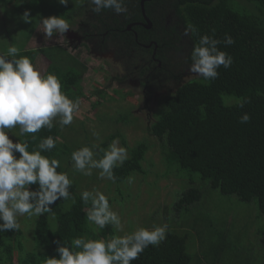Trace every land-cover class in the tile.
Wrapping results in <instances>:
<instances>
[{
    "label": "trees",
    "instance_id": "16d2710c",
    "mask_svg": "<svg viewBox=\"0 0 264 264\" xmlns=\"http://www.w3.org/2000/svg\"><path fill=\"white\" fill-rule=\"evenodd\" d=\"M33 1L22 0V4L29 6ZM77 2L69 0L70 12L66 20L75 8H80ZM175 3L186 27L192 24L198 29L196 34H190L192 49L199 36L212 35L213 29L217 39L223 40L227 33L235 40L232 45H219L233 57L231 67L225 69L221 66L218 78L210 81L195 78L176 93L166 96L164 108L149 127L150 133L163 142L166 165L177 168L191 180L198 178L203 184L191 185L182 191L176 207L190 215V206L200 202L208 189L221 195H235L245 203L255 202L264 217V0H176ZM49 11L46 9L42 13L50 16L53 10ZM34 29L27 35L28 39ZM41 54L48 60L60 59L59 64L50 61L44 75L57 74L62 91L73 101L80 99L84 95L85 64L59 45L21 49L16 58L27 56L34 64ZM244 113L251 116L247 123L240 122ZM119 120L130 122L127 116H121ZM53 123L51 130L42 128L37 133L17 138L27 139L29 151H32L38 148L43 138L49 135L58 137L55 147L42 154L59 159L57 171L65 172L63 164L71 156L70 147L60 142V125ZM17 129L13 132L18 134ZM115 137L117 135H111L108 140ZM120 137L128 147L126 139ZM109 141L103 143L104 148L108 147ZM149 149L146 141L129 149L123 166L113 170L115 181L121 183L134 174L147 173L143 162ZM31 188L36 189L38 185L33 184ZM66 201L63 198L57 200L51 205L50 213L35 219V247L31 250L25 246L21 228L0 233V264H44L47 257L59 258L56 241L70 245L78 237L98 239L101 236L107 239L116 235L111 224L95 235V225L86 218L91 202L85 204L81 193L64 208ZM50 214H55L56 227L51 226ZM195 218L209 222V233L199 253L191 251L189 234L167 230L166 239L158 247L150 245L131 264H222L226 259L231 260L239 248L231 231L215 227L209 215H196ZM258 235L264 249V227L258 230Z\"/></svg>",
    "mask_w": 264,
    "mask_h": 264
},
{
    "label": "rangeland",
    "instance_id": "374dc122",
    "mask_svg": "<svg viewBox=\"0 0 264 264\" xmlns=\"http://www.w3.org/2000/svg\"><path fill=\"white\" fill-rule=\"evenodd\" d=\"M77 3L78 7H83L84 3L92 5L90 0H78ZM46 9L48 11L52 9V15L62 18L70 12L69 7L61 5L58 0H34L29 6H23L22 0H0V54H5L8 47L13 45L19 51L52 47L63 43L64 48L71 54L77 55L80 51L72 50L65 36L54 33L51 40L45 39L41 21L43 17H48L42 13ZM26 10L30 11L32 19L30 23H25L21 19ZM33 29L34 32L28 39L27 35L32 33ZM65 57L66 54L63 58ZM80 57L86 66L82 81L84 95L79 99L80 110L75 113L72 124L63 128L60 126V142L70 147V154L80 147H91L95 144L97 146L93 149L96 153L95 159L103 156L100 149L104 148L103 143L109 141L111 135H117L114 139L119 138L121 146L124 147L126 146L120 136L126 139L128 156L129 149L141 141L148 142L150 149L143 162L147 173L134 174L130 176L131 182L128 178L121 183L113 182L107 177L100 178L99 169H93L91 176H85L74 169V162L71 156L68 157L63 165L72 185L71 191L69 190L71 196L63 204L64 208H67L74 197L84 190L102 191L109 197L113 210L121 217L123 231L116 232V235L131 233L139 227L167 224L168 230L189 234L190 249L196 253L202 250L203 241H206L209 222L197 221L195 216L209 215L215 227L227 228L231 231L232 237L239 246L231 260L226 259L222 264H263L264 249L259 241L258 230L264 227V217L255 202L245 203L235 195H221L218 191L205 189V197L196 205L190 206V215L176 207L182 191L191 185L203 186V184L198 178L191 180L177 168H169L163 160L162 140L149 131L154 120L150 114L157 115L164 108L166 95L171 93H160L161 87L153 88L145 97L141 89H134L127 81L120 85L116 84L118 77L116 75H120L122 69L114 68L112 64L93 57L88 51L80 54ZM49 61L60 63L58 57L47 60L41 54L37 57L34 66L44 74ZM155 83L158 84L159 81L155 80ZM121 116L129 117L130 122L119 120ZM53 122L58 123V118ZM14 129L18 131L17 128ZM11 131L13 132V129ZM11 131L10 138L14 142L18 141L17 136ZM94 132L98 135H93ZM113 140H110L109 144ZM54 216L55 214H50L52 227H56ZM36 218L27 215L18 217L28 250L35 247L33 234ZM98 232L99 230L95 231V235Z\"/></svg>",
    "mask_w": 264,
    "mask_h": 264
},
{
    "label": "clouds",
    "instance_id": "9594fccd",
    "mask_svg": "<svg viewBox=\"0 0 264 264\" xmlns=\"http://www.w3.org/2000/svg\"><path fill=\"white\" fill-rule=\"evenodd\" d=\"M58 2L66 6L69 0ZM90 3L94 5L92 11L96 14L105 9L117 15L127 13L126 0H90ZM21 19L30 23V11L26 10ZM41 23L47 40H51L54 33L64 35L71 28L68 20L56 15L43 17ZM197 32L198 29L189 24L184 35ZM212 32V35L199 36L191 51L189 67L191 73L209 81L218 78L221 66L227 69L233 63V57L221 50L219 45L235 43L227 33L221 40L215 37V29ZM17 53L18 48L13 45L8 47L5 54H0V233L19 231L21 225L18 217H39L50 213L51 205L57 200L70 198L72 185L68 173L57 171L60 160L42 154L55 147L58 137L49 135L41 140L37 149L29 151L27 139L14 142L9 132L18 127V134L11 132L20 138L37 133L42 128L51 130L56 118L63 128L72 124L75 113L80 110V100L77 98L73 101L62 91L57 74H42L29 57L16 58ZM250 119V114L244 113L240 122L247 123ZM93 135L98 134L94 132ZM96 147L93 144L74 150L71 154L74 169L85 176H91L93 169H99L100 178L107 177L115 182L113 170L123 166L128 159L127 148L121 146L119 138H116L106 149L101 148L103 156L95 159L93 149ZM131 179L129 177V182ZM33 184H37L38 188L32 189ZM81 199L85 204L91 202L86 218L95 225L93 231L104 229L109 224L116 232L123 231L121 217L113 210L104 192L84 190ZM167 230V224H153L107 239L78 237L70 245L56 241L59 258L47 257L44 264H131L150 245L158 247L166 239Z\"/></svg>",
    "mask_w": 264,
    "mask_h": 264
},
{
    "label": "flooded vegetation",
    "instance_id": "af4514ba",
    "mask_svg": "<svg viewBox=\"0 0 264 264\" xmlns=\"http://www.w3.org/2000/svg\"><path fill=\"white\" fill-rule=\"evenodd\" d=\"M175 1L126 0L127 13L119 15L109 9L96 14L94 5L84 3L75 8L68 19L71 28L62 36L72 50L80 51L72 53L79 61H84L80 54L88 51L122 69L116 75L117 85L127 81L134 89H141L145 97L160 87V93L174 94L200 77L189 71L193 44L191 36L184 35L186 23ZM155 116L150 114L153 121Z\"/></svg>",
    "mask_w": 264,
    "mask_h": 264
}]
</instances>
